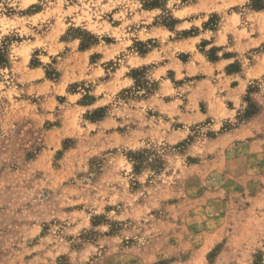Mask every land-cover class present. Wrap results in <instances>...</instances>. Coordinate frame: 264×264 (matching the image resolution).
Returning a JSON list of instances; mask_svg holds the SVG:
<instances>
[{
    "label": "rangeland",
    "instance_id": "obj_1",
    "mask_svg": "<svg viewBox=\"0 0 264 264\" xmlns=\"http://www.w3.org/2000/svg\"><path fill=\"white\" fill-rule=\"evenodd\" d=\"M0 264H264V0H0Z\"/></svg>",
    "mask_w": 264,
    "mask_h": 264
},
{
    "label": "crops",
    "instance_id": "obj_2",
    "mask_svg": "<svg viewBox=\"0 0 264 264\" xmlns=\"http://www.w3.org/2000/svg\"><path fill=\"white\" fill-rule=\"evenodd\" d=\"M73 47H76V43H73ZM70 46V44H69ZM23 74L25 76V71H23ZM28 75H37L39 77H42L44 75V72L42 70H40L39 68H32V69H28V72H27Z\"/></svg>",
    "mask_w": 264,
    "mask_h": 264
}]
</instances>
